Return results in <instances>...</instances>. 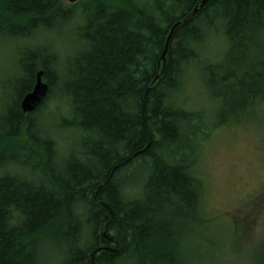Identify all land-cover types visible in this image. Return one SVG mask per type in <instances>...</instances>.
<instances>
[{
  "label": "trees",
  "instance_id": "1",
  "mask_svg": "<svg viewBox=\"0 0 264 264\" xmlns=\"http://www.w3.org/2000/svg\"><path fill=\"white\" fill-rule=\"evenodd\" d=\"M64 1L0 0V39L72 43L20 48L22 91L0 98V264H41L58 243L62 264H184L202 144L264 98V0H210L174 31L165 65L171 28L203 0ZM216 38L223 53L206 65ZM201 64L210 121L183 96ZM39 72L49 92L24 114ZM63 132L61 152L50 133Z\"/></svg>",
  "mask_w": 264,
  "mask_h": 264
},
{
  "label": "rangeland",
  "instance_id": "2",
  "mask_svg": "<svg viewBox=\"0 0 264 264\" xmlns=\"http://www.w3.org/2000/svg\"><path fill=\"white\" fill-rule=\"evenodd\" d=\"M64 5L71 3L65 0ZM45 44L72 46L70 40L58 43L46 33L26 41L0 39V98L11 99L22 91V85L17 84L22 73L16 70L20 48L36 49ZM262 45L264 50V37ZM224 47L221 38L212 41L203 51L206 65L217 62ZM194 67L183 93L185 106L210 121L216 103L205 85V64L197 65L195 71ZM255 105L254 110L237 113L234 122L218 127L202 144L194 173L205 188L203 211L201 222L182 233L186 240L184 264H258L264 259V98ZM50 134L61 152L73 142L71 132ZM62 248V243L45 245L41 264H62Z\"/></svg>",
  "mask_w": 264,
  "mask_h": 264
},
{
  "label": "water",
  "instance_id": "3",
  "mask_svg": "<svg viewBox=\"0 0 264 264\" xmlns=\"http://www.w3.org/2000/svg\"><path fill=\"white\" fill-rule=\"evenodd\" d=\"M80 0H69L71 4L77 3ZM210 0H203L199 6H196L194 10L189 14L187 17L183 18L179 22H177L170 30V34L168 36L165 51L162 56L163 64L165 65V59L168 52V45L169 42L172 39V36L174 34V31L186 24H188L198 13L201 9H203ZM43 72H39L36 77V82L33 87V90L28 93L22 100L21 109L24 114L33 113L35 110H37L41 104L43 103L44 99L46 98L48 92H49V86L43 81ZM159 77H157L158 79Z\"/></svg>",
  "mask_w": 264,
  "mask_h": 264
}]
</instances>
